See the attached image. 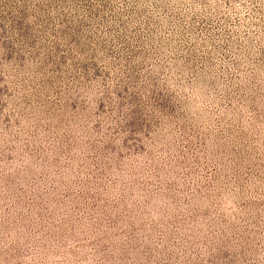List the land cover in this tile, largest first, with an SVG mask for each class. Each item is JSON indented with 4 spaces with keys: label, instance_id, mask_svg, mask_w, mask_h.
I'll list each match as a JSON object with an SVG mask.
<instances>
[{
    "label": "rangeland",
    "instance_id": "374dc122",
    "mask_svg": "<svg viewBox=\"0 0 264 264\" xmlns=\"http://www.w3.org/2000/svg\"><path fill=\"white\" fill-rule=\"evenodd\" d=\"M0 264H264V0H0Z\"/></svg>",
    "mask_w": 264,
    "mask_h": 264
}]
</instances>
